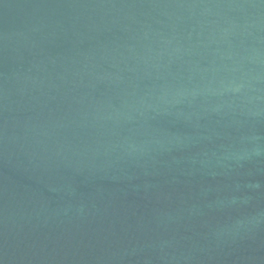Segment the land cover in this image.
Returning <instances> with one entry per match:
<instances>
[{"label": "water", "instance_id": "95a60500", "mask_svg": "<svg viewBox=\"0 0 264 264\" xmlns=\"http://www.w3.org/2000/svg\"><path fill=\"white\" fill-rule=\"evenodd\" d=\"M0 264H264V0H0Z\"/></svg>", "mask_w": 264, "mask_h": 264}]
</instances>
